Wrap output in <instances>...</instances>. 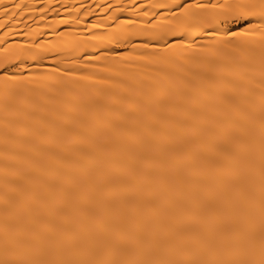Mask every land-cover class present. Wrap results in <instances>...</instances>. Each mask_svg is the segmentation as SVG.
<instances>
[{"label":"bare ground","instance_id":"obj_1","mask_svg":"<svg viewBox=\"0 0 264 264\" xmlns=\"http://www.w3.org/2000/svg\"><path fill=\"white\" fill-rule=\"evenodd\" d=\"M181 3L3 0L0 264L264 261V24Z\"/></svg>","mask_w":264,"mask_h":264},{"label":"snow or ice","instance_id":"obj_2","mask_svg":"<svg viewBox=\"0 0 264 264\" xmlns=\"http://www.w3.org/2000/svg\"><path fill=\"white\" fill-rule=\"evenodd\" d=\"M177 5L179 7H184V4L181 3V0H175ZM3 4V0H0V5ZM18 6V5H17ZM197 7H207V5H197ZM215 7V5H213ZM242 8L248 9L245 11H240L236 13L235 18L233 19V23H236V21H240L242 23H248L250 17L254 16H260L261 17V23L264 24V0H247L246 4L241 5ZM258 9V11L253 10ZM227 17L225 18V20ZM231 31V30H230ZM260 31L259 28H248L244 31H238V32H232L231 38L234 39L237 36H249L254 32ZM261 264H264V261L261 262Z\"/></svg>","mask_w":264,"mask_h":264}]
</instances>
